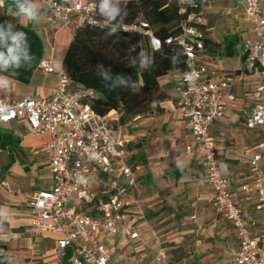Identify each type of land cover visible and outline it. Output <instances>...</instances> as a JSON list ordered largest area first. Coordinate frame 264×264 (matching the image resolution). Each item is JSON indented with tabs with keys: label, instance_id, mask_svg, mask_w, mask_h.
<instances>
[{
	"label": "crops",
	"instance_id": "0c3cea01",
	"mask_svg": "<svg viewBox=\"0 0 264 264\" xmlns=\"http://www.w3.org/2000/svg\"><path fill=\"white\" fill-rule=\"evenodd\" d=\"M33 2L38 4V22L17 15L14 0L0 5V32L5 34L0 39V52L7 55L8 48L13 47L11 35L26 34L17 45L18 60L7 66L0 64V98L4 100L50 95L57 85V75L45 73L39 63L48 60L56 68L63 66L69 39L74 35V23L53 19L44 0ZM205 11V35L220 43L221 48H205L199 61L215 71L209 77L211 81L233 76L227 90L233 98H224V113L211 125L210 133L228 189L236 204L257 220L252 227L257 234L264 225L255 209L256 194L246 200L242 190L252 178L249 159L264 139V129L246 127L257 76L246 71L241 53L244 42L254 35L240 0L212 1ZM234 38L237 44L230 56L225 46ZM170 73L161 80L170 96L160 102L162 112L137 116L125 124L119 123L117 112L107 115L115 136L128 140L126 163L132 167L140 188V211L129 204L121 226L137 231L140 240L122 233L112 238L100 234V240L114 245L128 264H158L154 261L158 247L167 251L172 264H236V231L212 204L214 192L205 182L204 163L196 153L186 152L193 140L176 105L180 73ZM47 139L46 134L32 136L24 119L0 123V264H51L54 260L58 237L33 232L28 205L31 193L53 184L43 152ZM103 181L92 175V188L101 190ZM75 205L90 215L98 214V200ZM65 264H69L67 259Z\"/></svg>",
	"mask_w": 264,
	"mask_h": 264
},
{
	"label": "built area",
	"instance_id": "2783aa9c",
	"mask_svg": "<svg viewBox=\"0 0 264 264\" xmlns=\"http://www.w3.org/2000/svg\"><path fill=\"white\" fill-rule=\"evenodd\" d=\"M6 1L0 0V5ZM254 35L242 46L246 71L257 76L251 91L252 110L246 120L249 129H264V3L262 0H240ZM50 16L63 23L75 22L103 28L108 21L97 13L96 0H44ZM179 33L164 42L154 35L147 23L123 25L126 31L149 36L152 49L162 44H174L183 55L184 69L180 73L177 107L182 113L192 136L186 152L196 153L205 166V182L211 186V199L216 211L230 221L238 237L234 253L236 264H264V228L257 234L252 227L257 220L238 206L228 189L227 180L218 165L211 125L224 113V98L233 82L232 75L218 82L209 80L213 69L199 61L205 50V7L195 0H178ZM39 67L47 74L55 73L58 81L48 96L25 97L18 101L0 98V123L26 120L30 134H46L43 146L45 160L52 174L49 189L34 191L28 196L31 227L34 233L56 235L55 257L51 264H128L122 253L111 244L100 240V234L112 238L119 233L139 239L137 231L121 224L126 208L131 204L140 211V188L132 167L126 163L128 140L116 137L108 116L98 114L91 105L95 96L92 89L74 85L63 66L56 68L48 60ZM251 181L242 185L245 199L256 194L255 209L264 225V139L256 146L249 159ZM97 175L102 188L91 186L92 175ZM98 200V214L90 215L76 207L75 202L89 205ZM72 253L68 256V250ZM154 248V247H151ZM154 261L172 264L167 251L155 249Z\"/></svg>",
	"mask_w": 264,
	"mask_h": 264
},
{
	"label": "trees",
	"instance_id": "16d2710c",
	"mask_svg": "<svg viewBox=\"0 0 264 264\" xmlns=\"http://www.w3.org/2000/svg\"><path fill=\"white\" fill-rule=\"evenodd\" d=\"M195 1L206 7L218 0ZM96 2L98 15L109 23L97 28L72 22L74 35L63 58L66 73L74 85L95 92L91 105L98 114L107 116L115 111L120 124L162 112L160 102L170 96L161 86V79L170 72L183 71V55L174 44L163 43L154 50L149 36L123 30L122 26L145 22L164 42L166 37L179 33L182 15L178 0H110V6L118 9L114 19L100 12L102 0ZM236 44V38L228 40L225 52L234 55ZM205 48L220 49L221 44L206 37Z\"/></svg>",
	"mask_w": 264,
	"mask_h": 264
},
{
	"label": "clouds",
	"instance_id": "9594fccd",
	"mask_svg": "<svg viewBox=\"0 0 264 264\" xmlns=\"http://www.w3.org/2000/svg\"><path fill=\"white\" fill-rule=\"evenodd\" d=\"M17 15L27 18L28 21L38 22L39 13H38V4L34 3L33 0H14ZM100 12L107 15L110 19H114L118 9L116 7L110 6V0H102L100 4ZM11 27V25H9ZM4 33L0 32V39L4 38ZM26 34L23 32H18L16 35H11V40L13 41V47H9L7 50V55L0 52V64L7 66L10 61H17V45L19 39L25 37Z\"/></svg>",
	"mask_w": 264,
	"mask_h": 264
},
{
	"label": "rangeland",
	"instance_id": "374dc122",
	"mask_svg": "<svg viewBox=\"0 0 264 264\" xmlns=\"http://www.w3.org/2000/svg\"><path fill=\"white\" fill-rule=\"evenodd\" d=\"M220 2H216L215 4H219ZM70 41H71V38L69 39V43H70ZM69 45V44H68ZM171 74V73H170ZM165 77H167V76H165ZM165 77H163L161 80H164V78ZM161 86H163V85H161ZM154 113V112H153ZM124 128V127H123Z\"/></svg>",
	"mask_w": 264,
	"mask_h": 264
}]
</instances>
